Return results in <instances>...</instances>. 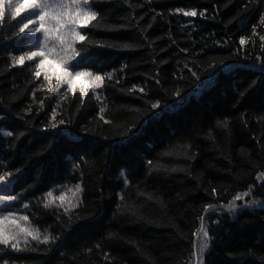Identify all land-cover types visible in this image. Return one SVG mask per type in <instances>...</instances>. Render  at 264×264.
Returning <instances> with one entry per match:
<instances>
[{
  "label": "trees",
  "instance_id": "trees-1",
  "mask_svg": "<svg viewBox=\"0 0 264 264\" xmlns=\"http://www.w3.org/2000/svg\"><path fill=\"white\" fill-rule=\"evenodd\" d=\"M17 3L0 19V264H191L201 223L202 264H264V0H89L86 40L48 42L91 74L75 92L27 59L44 37Z\"/></svg>",
  "mask_w": 264,
  "mask_h": 264
},
{
  "label": "snow or ice",
  "instance_id": "snow-or-ice-1",
  "mask_svg": "<svg viewBox=\"0 0 264 264\" xmlns=\"http://www.w3.org/2000/svg\"><path fill=\"white\" fill-rule=\"evenodd\" d=\"M8 3L9 7H12L11 0H0V19L5 16V5ZM89 0H18V3L14 6L13 18L20 17L22 13L30 12L33 14L34 18H29L23 26L20 27V32H25L32 26L31 30L35 33H43L44 41L41 43L39 49L30 51L26 54L28 60H33L36 57H42L39 60L38 67L45 68L46 66H53L56 74L57 86L62 82L67 83L75 92L76 81L85 76L91 75L90 73H84L80 71L70 72L68 67L63 61H57L50 59V55L56 51L55 47H48L49 41H58L60 45L67 44L68 48H71L72 45L68 41V35H71L73 39H78L79 41H85L86 37L81 35L77 30L78 28L89 26L91 21L96 20L98 17L96 13L86 10L83 6L87 5ZM72 5L76 6L75 15L68 11ZM68 16V19H65V16ZM184 15L187 16H196V11L184 12ZM202 15V13H201ZM49 22H54L52 27H49ZM262 23H264V17H262ZM38 25V26H37ZM62 29H68V32H63ZM261 40H264V37H260ZM240 43L243 45L245 40L241 38ZM47 49V51H45ZM19 64L25 62V56H20L16 61ZM41 75L40 71L35 72V76L39 78ZM71 77V79H66ZM45 79H51L50 77L45 76ZM94 82L86 85L87 88H98L102 85L104 77L100 75L94 76ZM53 91L55 89H52ZM143 91V89H141ZM80 95L83 97L85 95V87H81ZM99 99V97H97ZM153 108L157 107L156 104L152 105ZM103 111V110H102ZM63 123V121H61ZM264 175V174H262ZM79 186L77 185L76 191H79ZM48 197L52 196V193L47 194ZM240 197H237L239 199ZM11 199V198H6ZM59 199L63 200L64 197L61 196ZM47 206V205H46ZM7 216L0 217V225L4 221L8 220ZM23 220H27L28 217H22ZM203 219V218H201ZM16 223V221H12ZM201 231H203V225H201ZM204 236H207V232L203 231ZM32 235V233H29ZM39 236L34 235L33 239H38ZM13 239L12 236L8 235L2 227H0V244L8 245L10 240ZM49 237H44V242H47ZM13 248H16V244L11 245ZM206 246V245H204ZM203 247V246H202Z\"/></svg>",
  "mask_w": 264,
  "mask_h": 264
},
{
  "label": "rangeland",
  "instance_id": "rangeland-1",
  "mask_svg": "<svg viewBox=\"0 0 264 264\" xmlns=\"http://www.w3.org/2000/svg\"><path fill=\"white\" fill-rule=\"evenodd\" d=\"M66 79L70 80L71 77H67ZM262 174H264V171L256 175L255 180L257 182L264 181V175ZM237 197H240V198L237 199ZM253 201H254V198L252 197L251 190L249 189L245 192L238 193L234 197H232V199L227 204V206L217 207L214 209L234 212L239 206L249 204L250 202H253ZM201 225H204V224L201 223ZM203 231H206L204 226H203ZM203 231H201V226H200L199 231L197 232L198 236H197V241H196L195 249H194V259H193V263L191 264H202L201 262L202 254L205 252V250L208 247V236H204Z\"/></svg>",
  "mask_w": 264,
  "mask_h": 264
}]
</instances>
